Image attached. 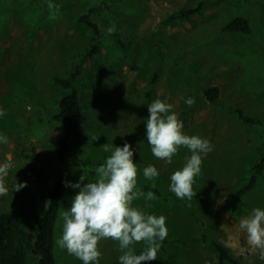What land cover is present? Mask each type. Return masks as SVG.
Segmentation results:
<instances>
[{
  "label": "rangeland",
  "instance_id": "obj_1",
  "mask_svg": "<svg viewBox=\"0 0 264 264\" xmlns=\"http://www.w3.org/2000/svg\"><path fill=\"white\" fill-rule=\"evenodd\" d=\"M200 1L199 14L167 20ZM92 6L100 9L88 13ZM87 13L98 28L95 40L93 28L79 21ZM238 15L250 20V34L219 31ZM112 25L115 30L108 34ZM91 43L98 45L100 68L86 57L73 83L85 119L71 151L80 162L70 181L81 175L95 180V167L110 154L103 144L128 141L136 151L137 188L155 183L169 191V175L190 153L180 147L170 164L152 155L144 120L147 104L159 98L173 105L183 131L207 138L212 151L194 177L192 200L165 202L155 195L151 201H133L167 218L164 249L156 260L141 264H216L210 239L243 262L261 264L259 251L238 225L251 208H264V166L252 189L233 208L231 203L250 167L264 158V0H0V108L5 111L0 133L8 138L0 143V186L6 189L0 193V212L18 204L22 189L15 190L16 182L29 179L25 166L44 159L58 100L67 92L52 78L66 77L75 55L85 54ZM197 79L218 87L219 103L207 101ZM188 97L194 98L191 106L184 102ZM230 107L240 108L258 124L242 122ZM148 165L159 170L152 181L142 175ZM77 191L67 187L59 209L53 239L56 264H82L56 244L60 213ZM142 243L133 246L135 251ZM98 247L99 264H118L116 241L103 239Z\"/></svg>",
  "mask_w": 264,
  "mask_h": 264
},
{
  "label": "clouds",
  "instance_id": "obj_2",
  "mask_svg": "<svg viewBox=\"0 0 264 264\" xmlns=\"http://www.w3.org/2000/svg\"><path fill=\"white\" fill-rule=\"evenodd\" d=\"M53 7L49 3V8ZM114 30L115 25H112L107 28V33ZM184 102L191 106L194 98L188 97ZM172 109V104L159 98L147 104L144 138L152 155L168 164L172 163L180 147L188 149L190 155L185 157L183 166L169 175L168 190L178 199L192 200L194 177L200 174L203 157L212 151V145L207 138L186 134L183 122ZM4 115L5 111L0 108V117ZM95 139L97 137H93ZM7 141V136L0 133V143ZM103 150L110 154L95 167V180L81 175L76 182H63L65 187L78 191L72 196L70 205L62 208V228L56 244L82 264H99L102 253L98 243L107 238L118 244L121 253L117 257L118 264L156 260L168 235L167 218L133 204L141 197L145 201L156 198L153 192L144 193L137 188V165L133 160L135 148L125 141L122 146L105 143ZM142 175L152 181L159 176V170L148 165L143 168ZM25 186L26 182H16L15 190ZM4 191L6 189L0 186V193ZM146 207L151 205L146 204ZM238 227L245 233L248 243L259 251V258L264 260V208H251L240 218ZM137 242L144 244L139 253L133 247Z\"/></svg>",
  "mask_w": 264,
  "mask_h": 264
},
{
  "label": "trees",
  "instance_id": "obj_3",
  "mask_svg": "<svg viewBox=\"0 0 264 264\" xmlns=\"http://www.w3.org/2000/svg\"><path fill=\"white\" fill-rule=\"evenodd\" d=\"M201 5L200 1L195 6L181 9L170 14L167 20L199 14ZM99 9L97 6H92L88 13ZM88 13L80 16L79 21L93 28L95 37L92 39L95 40L98 28L95 23L88 20ZM219 31L231 34H250L252 28L246 16L238 15L227 21ZM97 52L98 45L91 43L85 54L75 55L71 70L66 77L54 76L52 78L55 84L66 89L67 92L58 100L51 136L44 141L47 146V151L43 150L44 159L26 165L23 171L29 177L26 185H34V187H23L17 197L18 204L0 212V264H56L53 239L59 209L67 189L63 182L70 181L78 170L80 160L71 151L82 134L85 119L80 96L73 83L77 80L80 65L86 57H90L100 68ZM197 83L202 87L208 102L219 103L218 87L202 79H197ZM230 111L234 112L244 123L258 124L252 116L246 115L240 108L230 107ZM263 166L264 158L260 157L250 167L249 177L234 193L232 208L252 189L256 175L263 169ZM139 190L151 191L165 202L181 200L170 191H161L155 183L143 184ZM181 202L185 204L183 200ZM192 216L198 220L194 213ZM200 224L203 226L201 222ZM202 237L205 240L207 233L202 231ZM163 242L160 247L162 250L164 249ZM210 242L218 254L216 264H248L230 254L219 241L210 239ZM143 246L142 243L136 252L139 253ZM261 264H264V260Z\"/></svg>",
  "mask_w": 264,
  "mask_h": 264
}]
</instances>
